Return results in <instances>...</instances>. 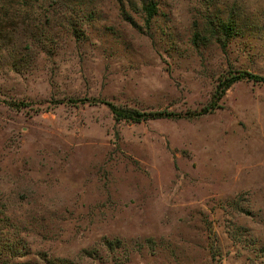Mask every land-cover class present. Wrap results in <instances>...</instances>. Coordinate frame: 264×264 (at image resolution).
Returning a JSON list of instances; mask_svg holds the SVG:
<instances>
[{
  "label": "rangeland",
  "instance_id": "obj_1",
  "mask_svg": "<svg viewBox=\"0 0 264 264\" xmlns=\"http://www.w3.org/2000/svg\"><path fill=\"white\" fill-rule=\"evenodd\" d=\"M242 73L264 0H0V264H264V83L215 99Z\"/></svg>",
  "mask_w": 264,
  "mask_h": 264
},
{
  "label": "trees",
  "instance_id": "obj_2",
  "mask_svg": "<svg viewBox=\"0 0 264 264\" xmlns=\"http://www.w3.org/2000/svg\"><path fill=\"white\" fill-rule=\"evenodd\" d=\"M147 15L148 18H150L154 14L155 7L152 4H147L144 9H143ZM241 79H247V80H252L254 82H261L264 83V78L263 77H257L252 74L248 73H242L238 76L232 77L231 79H228L225 84H222L219 88V94L215 98L216 100H220L225 93L227 89L230 88V86ZM93 103H97L96 101H92ZM106 104L112 114L114 115L115 119L117 121H129V122H143L147 120H156V119H161V118H168L170 117V114H166L163 112H157V113H139L137 111H129V110H119L115 106L109 104V103H104Z\"/></svg>",
  "mask_w": 264,
  "mask_h": 264
}]
</instances>
